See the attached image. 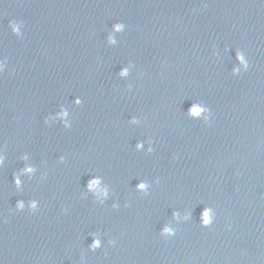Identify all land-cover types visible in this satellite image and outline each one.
I'll use <instances>...</instances> for the list:
<instances>
[{"label":"water","instance_id":"95a60500","mask_svg":"<svg viewBox=\"0 0 264 264\" xmlns=\"http://www.w3.org/2000/svg\"><path fill=\"white\" fill-rule=\"evenodd\" d=\"M0 264H264V0H0Z\"/></svg>","mask_w":264,"mask_h":264},{"label":"clouds","instance_id":"9594fccd","mask_svg":"<svg viewBox=\"0 0 264 264\" xmlns=\"http://www.w3.org/2000/svg\"><path fill=\"white\" fill-rule=\"evenodd\" d=\"M117 28H119V26H117ZM238 58H240V57L238 56ZM195 111H198V109H196ZM94 183H95V181L92 182V184H94ZM140 187L142 188L143 185H140ZM203 221H204L205 224L208 223V212L207 211H205L204 214H203ZM94 246H96V245L94 244Z\"/></svg>","mask_w":264,"mask_h":264}]
</instances>
